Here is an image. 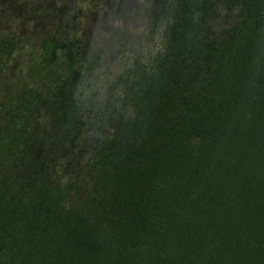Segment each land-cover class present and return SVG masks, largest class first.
Returning a JSON list of instances; mask_svg holds the SVG:
<instances>
[{
	"label": "trees",
	"instance_id": "obj_1",
	"mask_svg": "<svg viewBox=\"0 0 264 264\" xmlns=\"http://www.w3.org/2000/svg\"><path fill=\"white\" fill-rule=\"evenodd\" d=\"M238 1L216 38L212 0H154L163 42L121 78L129 115L78 207L26 156L43 102L29 90L0 178V264H264V0ZM38 60L59 80L53 122L79 132L77 90L96 64L75 41L46 40Z\"/></svg>",
	"mask_w": 264,
	"mask_h": 264
},
{
	"label": "rangeland",
	"instance_id": "obj_2",
	"mask_svg": "<svg viewBox=\"0 0 264 264\" xmlns=\"http://www.w3.org/2000/svg\"><path fill=\"white\" fill-rule=\"evenodd\" d=\"M153 2L0 0V178L10 129L27 93L36 88L43 102L30 119L32 134L26 156L54 185L70 187V207L80 206L92 184L97 149L129 115L121 78L135 60L155 54L163 42L167 19L158 23L150 18ZM240 5L238 0H212L205 32L221 37L235 23ZM46 40L75 41L83 62L96 64L77 90L79 132H67L53 122L49 104L59 80L57 73L43 70L38 60Z\"/></svg>",
	"mask_w": 264,
	"mask_h": 264
}]
</instances>
